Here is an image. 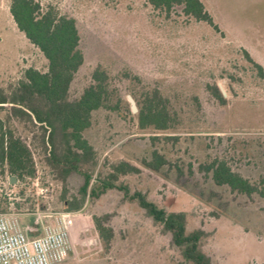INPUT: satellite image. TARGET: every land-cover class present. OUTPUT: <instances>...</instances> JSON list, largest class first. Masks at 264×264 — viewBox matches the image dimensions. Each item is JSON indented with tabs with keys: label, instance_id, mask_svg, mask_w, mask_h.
I'll use <instances>...</instances> for the list:
<instances>
[{
	"label": "rangeland",
	"instance_id": "1",
	"mask_svg": "<svg viewBox=\"0 0 264 264\" xmlns=\"http://www.w3.org/2000/svg\"><path fill=\"white\" fill-rule=\"evenodd\" d=\"M37 1L76 23L83 63L68 100L94 83L95 69L105 75L107 100L82 134L95 152V166H83L90 183L98 173L104 179L112 165L128 163L138 171L120 175L115 185L144 194L167 212L184 213L187 232L203 231L200 247L211 264H264V198L215 186L199 168L223 160L264 189V75L244 56L246 51L264 73V0H201L218 30L178 7L168 14L154 10L146 0ZM8 5L0 0V93L6 95L26 69L46 71V60L17 30ZM214 85L224 91V105L212 96ZM154 89L167 100L172 119L163 132L140 130L127 98L137 111ZM0 120L26 144L34 165V175L22 178L0 167V213L20 226L28 213L43 212L46 224L66 214L75 259L62 264H188L170 234L120 190L86 197L80 209L68 211L64 201L79 198L82 176L59 178L45 162L41 130L15 117L9 104L0 105ZM153 150L166 161L157 172L141 164ZM93 218L112 229L108 249Z\"/></svg>",
	"mask_w": 264,
	"mask_h": 264
},
{
	"label": "trees",
	"instance_id": "2",
	"mask_svg": "<svg viewBox=\"0 0 264 264\" xmlns=\"http://www.w3.org/2000/svg\"><path fill=\"white\" fill-rule=\"evenodd\" d=\"M146 1L152 9L166 14L178 7L184 16L218 30L201 0ZM8 12L17 30L46 60V71L26 69L22 79L8 95L0 93V105L9 104L15 117L31 122L41 130L45 162L56 171L59 178L65 180L71 172L82 176L79 198L65 200L66 209L76 211L81 208L86 197L97 196L104 190L115 188L122 192L124 198L135 201L154 223L170 234L171 243L186 263L211 264L200 247L203 231L187 232L184 213L167 212L149 201L144 194L137 191L130 193L126 185H115L120 175L137 172L136 167L118 162L111 166L110 173L104 179L98 173L95 182L90 183L91 174L83 166H95V152L82 134L90 126L91 113L105 105L107 89L105 75L95 69L92 74L94 83L84 88L77 99L70 101L67 98L74 74L83 63L75 20L60 15L52 7L43 9L37 0H9ZM244 56L263 77L262 66L246 51ZM210 90L214 99L224 105L225 99L219 88L214 85ZM166 104L167 100L156 89L146 95L136 111L137 127L140 130L151 128L157 132L169 130L172 119ZM141 164L157 172L166 161L153 150L150 160H142ZM3 166L10 175L17 178L34 175L28 147L11 130L6 129L0 120V167ZM199 168L215 186L227 187L230 192L246 197L256 194L264 198V189H258L255 184L232 171L223 160L215 158ZM93 223L104 247L108 249L113 237L112 229L104 225L100 218H93Z\"/></svg>",
	"mask_w": 264,
	"mask_h": 264
},
{
	"label": "built area",
	"instance_id": "3",
	"mask_svg": "<svg viewBox=\"0 0 264 264\" xmlns=\"http://www.w3.org/2000/svg\"><path fill=\"white\" fill-rule=\"evenodd\" d=\"M42 213L35 212L36 221ZM66 214L59 213L42 233L29 237L34 228L20 226L15 217L0 213V264H57L74 255Z\"/></svg>",
	"mask_w": 264,
	"mask_h": 264
},
{
	"label": "crops",
	"instance_id": "4",
	"mask_svg": "<svg viewBox=\"0 0 264 264\" xmlns=\"http://www.w3.org/2000/svg\"><path fill=\"white\" fill-rule=\"evenodd\" d=\"M40 213H42V214L40 216L39 221H36L35 212L34 213H28V221H27V223H24V225H22V227L25 225H28V226L34 228L33 232H28L29 237L38 236L42 233V229L46 223L44 222V217H42V216H44V213L43 212H40ZM74 257H75V255L69 256L66 260H64L61 263H57V264H62V263L66 262L70 259H75Z\"/></svg>",
	"mask_w": 264,
	"mask_h": 264
},
{
	"label": "water",
	"instance_id": "5",
	"mask_svg": "<svg viewBox=\"0 0 264 264\" xmlns=\"http://www.w3.org/2000/svg\"><path fill=\"white\" fill-rule=\"evenodd\" d=\"M220 92H221L222 96H225V93H224L223 90L220 89ZM127 98H128L129 103H130V109H131V111H132V112H136V107H135V105H134L133 100L131 99L130 96H128ZM14 181H15V177H14V176H10V178H9V182H10V183H13Z\"/></svg>",
	"mask_w": 264,
	"mask_h": 264
}]
</instances>
